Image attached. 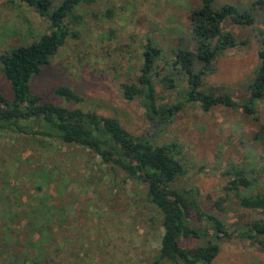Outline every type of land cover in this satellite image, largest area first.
<instances>
[{"label": "rangeland", "instance_id": "374dc122", "mask_svg": "<svg viewBox=\"0 0 264 264\" xmlns=\"http://www.w3.org/2000/svg\"><path fill=\"white\" fill-rule=\"evenodd\" d=\"M202 1L82 3L76 8L81 22L73 26L80 31L79 38L67 39L33 76L30 85L33 93L45 101L116 118L133 135H147L156 143L178 142L187 172L172 186H196L205 210L228 224L244 222L262 214L239 209L236 199L223 202L226 211L217 209L215 202L223 196L231 177L227 171L233 167L255 176L258 189L264 188V97L250 114L240 107L248 99L249 84L260 62L264 0H212L214 7L231 5L253 18L249 25L230 19L223 23L225 30L234 33L236 45L213 61L214 69L202 83L207 92L230 95L237 102L235 107L217 105L203 111L198 105L186 103L170 123L158 127L145 119L140 98L128 100L123 96L122 84L137 83L147 40L160 47L167 58L173 57L178 48L189 46L191 13L202 6ZM48 25V19L31 5L20 0H0V53L37 40L49 29ZM60 85L73 89L83 101L67 103L56 96L54 89ZM156 89L160 102L171 104L181 99V95L167 92L158 83ZM0 91L10 97L8 80L1 71ZM70 148L62 145L58 151L50 141L40 144L36 139L0 130V264H35L31 262L34 254L29 240L35 241L38 233L28 225L51 229L58 226L54 216L42 222L38 215L37 219L25 216L22 207L37 209L46 196L50 208L65 214L60 225L66 231L56 235V243H65L58 253L51 250L47 254L49 261H40L155 264L163 229L159 211L147 200L146 186L120 169L111 171L86 150L78 152V156L69 155L74 152ZM41 167L59 174L46 179V185L40 188ZM212 264H264V248L238 238L224 239Z\"/></svg>", "mask_w": 264, "mask_h": 264}, {"label": "trees", "instance_id": "16d2710c", "mask_svg": "<svg viewBox=\"0 0 264 264\" xmlns=\"http://www.w3.org/2000/svg\"><path fill=\"white\" fill-rule=\"evenodd\" d=\"M20 1L31 5L47 18L49 29L37 40L12 46L0 53V71L8 80L11 93L10 97H6L0 91V130H10L36 139L40 144L50 141L58 151L62 145L71 147L74 152L69 155L73 156L86 150L88 155L98 157L111 171L120 169L127 177L143 183L148 202L161 215L163 232L155 264L163 261L174 264H212L219 252L220 242L229 238L258 243L264 248V188L258 189L255 176H250L243 168L228 170L227 174L231 177L215 206L226 211L223 202L236 199L239 209L258 212L262 217L225 223L215 213L203 208L196 186H172L187 172L178 142L156 143L157 140L147 135H133L116 118L98 114L94 110L45 101L42 96L33 93L30 85L33 76L40 73L67 39L79 38L80 31L73 27L81 22L76 8L92 0H61L58 3H53L54 0ZM202 2V6L191 13L189 46L178 48L173 57L167 58L160 47L153 46L147 40L137 83L122 84L124 98H140L145 119L150 124L166 126L186 103L198 105L203 111H209L217 105H237L230 95H215L205 91L202 83L204 77L213 71V61L236 45L234 33L225 30L223 23L230 19L237 24L249 25L253 18L246 12H238L231 5L218 8L212 5V0ZM258 57L260 62L249 84L248 99L240 105L248 114L254 111L257 101L264 97V37ZM156 83L167 92L175 91L182 100L171 104L160 102ZM54 94L67 103L83 101L80 94L64 85L57 86ZM39 173L40 188L46 185V179L59 174L58 171L51 174L44 167L39 168ZM62 186L63 183L59 187ZM48 198H42L37 209L22 207L25 216L37 219L38 215L42 222H49L54 216L58 226L51 229L40 224L28 225L31 229L36 228L38 233L35 241L29 240L34 254L31 262L35 264H45L43 260L49 261L47 254L51 250L58 253L65 243H56V235L66 231L60 225L65 214H57L55 207L50 208ZM191 240L197 243L191 244ZM40 258L43 260L40 261Z\"/></svg>", "mask_w": 264, "mask_h": 264}]
</instances>
